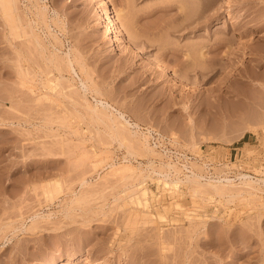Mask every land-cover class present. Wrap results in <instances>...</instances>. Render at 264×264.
Segmentation results:
<instances>
[{
  "label": "rangeland",
  "instance_id": "obj_1",
  "mask_svg": "<svg viewBox=\"0 0 264 264\" xmlns=\"http://www.w3.org/2000/svg\"><path fill=\"white\" fill-rule=\"evenodd\" d=\"M12 4L0 264H264V185L240 176H264V0ZM163 51L185 78L150 73Z\"/></svg>",
  "mask_w": 264,
  "mask_h": 264
},
{
  "label": "bare ground",
  "instance_id": "obj_2",
  "mask_svg": "<svg viewBox=\"0 0 264 264\" xmlns=\"http://www.w3.org/2000/svg\"><path fill=\"white\" fill-rule=\"evenodd\" d=\"M106 3V2H105ZM1 5H2V7H3V10H5L6 12H8V11H11L13 8H12V6H13V4H12V0H1ZM11 13V12H10ZM9 18V17H8ZM8 18H7V21H8ZM227 18L228 19H233L232 20V25H231V29H239V28H243V25H242V23H241V21L239 20V18H238V15L237 14H235L233 11H229L228 12V14H227ZM105 19H106V23L108 24V27H109V30H110V32H111V38L112 39H114L115 38V41H116V38H117V40H119L118 38H120V34H123L122 36H121V38H120V40L122 39V38H124V40H126L130 45H131V50L130 51H132V53H134L135 54V56L137 55V57H139V58H143V57H146L147 58V56L148 55H146V56H143V55H145V54H143L142 55V53L138 50V46L136 45V41H135V37H134V35H132V31L131 30H129V27H128V23L127 24H125L126 26H125V30H126V34H124V32L123 33H120L119 32V34H118V29L119 28H117L116 26H117V24H116V22L114 21L115 19H113V17L110 15V14H106V16H105ZM130 25V24H129ZM12 27V26H11ZM124 27V26H123ZM121 30V29H120ZM131 31V32H130ZM110 38V39H111ZM126 42V43H127ZM129 45V46H130ZM136 45V46H135ZM130 49V48H129ZM142 51V50H141ZM176 54V53H175ZM169 57V55L167 56V52L165 51H163L162 52V54H161V58L159 59V60H154L153 58H148L147 60V62H149L150 63V73H152L153 74V76L154 77H162V76H166V75H173V76H176L178 79H183V78H185L187 75H185V74H178L177 72H176V70L175 69H171V71H168V66H166V64H165V61L167 60V59H169L168 58ZM145 58V59H146ZM72 61L73 60H71V59H68V63H69V65H71V63H72ZM180 61H182V60H180ZM183 62V61H182ZM188 63V62H187ZM183 64V63H182ZM186 64V63H185ZM183 65V66H186V65ZM72 66V65H71ZM188 66V67H187ZM185 68H189L190 70L192 69V70H196V68H195V65L191 62V63H189V65H187ZM186 72H187V69H186ZM81 81H83V80H81ZM84 82V81H83ZM85 84V83H84ZM86 85V84H85ZM86 87H87V85H86ZM94 89V88H93ZM96 99V98H95ZM98 100V99H97ZM99 103H101V104H103V103H107L106 101H103V100H101L100 99V102ZM92 109V108H91ZM94 109V108H93ZM118 110V109H117ZM117 110H116V112H117ZM95 111H96V109H95ZM97 112V111H96ZM118 116H119V118L121 119L122 118V120L123 121H125V123L126 122H129L128 121V119L127 118H125V115L121 112V111H119V114H118ZM117 117V116H116ZM118 118V119H119ZM124 123V124H125ZM127 124H130V123H127ZM117 133V132H116ZM120 135V134H119ZM119 139H120V137H119ZM126 139V138H125ZM122 140V139H121ZM124 140V139H123ZM126 141V140H125ZM130 149V148H129ZM241 176V178H243V182L244 183H246V184H248V185H252V183L253 184H255V185H264V176H262V177H256V180H252V178H246V176L244 175V174H242V175H240ZM192 177V178H191ZM185 178H186V180H189L190 179V181H193V183H198V185H200L199 184V182H198V179H196L197 178V175H196V177H195V175H194V177L193 176H190V178H188V176H185ZM224 179V178H223ZM229 179V178H228ZM227 178L226 179H224V180H228ZM184 180V179H183ZM218 180V179H217ZM230 180V179H229ZM175 181V180H174ZM179 181H180V179H179ZM213 181H215V180H213ZM213 181H209V180H207V185H209L210 187H213V190L215 191V192H221V190H222V187H221V185H219V184H215V183H213ZM216 182V181H215ZM183 183V182H182ZM218 183H221V182H219L218 181ZM191 185H190V187L192 186V183H190ZM189 185V184H188ZM197 185V184H196ZM226 185V184H225ZM254 185V186H255ZM253 186V187H254ZM223 187H224V183H223ZM262 187H264V186H262ZM194 188H195V186H194ZM198 188V187H197ZM255 188H258V186H255ZM223 189H225V188H223ZM252 189V188H251ZM258 189H260L261 191H262V189L261 188H258ZM190 190H191V188H190ZM229 190V189H228ZM232 190V189H231ZM230 190V191H231ZM194 191V190H193ZM202 192V191H201ZM251 192V191H250ZM195 193H196V191H195ZM237 193H239V192H237ZM241 193V192H240ZM229 195H231V194H233L232 192H230V193H228ZM226 195V194H225ZM222 196H223V194H222ZM234 197H235V195H234ZM239 198V197H238Z\"/></svg>",
  "mask_w": 264,
  "mask_h": 264
}]
</instances>
